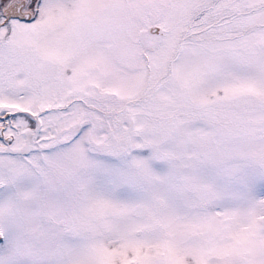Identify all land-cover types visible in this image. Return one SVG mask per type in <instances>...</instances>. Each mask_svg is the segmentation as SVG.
I'll use <instances>...</instances> for the list:
<instances>
[{"label": "snow or ice", "instance_id": "snow-or-ice-1", "mask_svg": "<svg viewBox=\"0 0 264 264\" xmlns=\"http://www.w3.org/2000/svg\"><path fill=\"white\" fill-rule=\"evenodd\" d=\"M0 264H264V0H0Z\"/></svg>", "mask_w": 264, "mask_h": 264}]
</instances>
